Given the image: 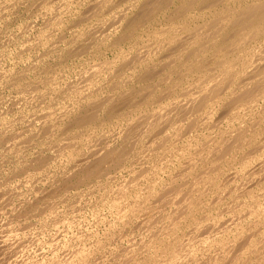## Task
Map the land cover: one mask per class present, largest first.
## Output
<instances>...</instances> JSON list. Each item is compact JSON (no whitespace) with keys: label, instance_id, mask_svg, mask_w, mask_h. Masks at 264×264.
Masks as SVG:
<instances>
[{"label":"bare ground","instance_id":"obj_1","mask_svg":"<svg viewBox=\"0 0 264 264\" xmlns=\"http://www.w3.org/2000/svg\"><path fill=\"white\" fill-rule=\"evenodd\" d=\"M4 1L0 0L2 35L7 26L2 22L4 15L19 4L38 10L42 21L33 36L19 33V37H11L14 43L21 39L16 56L26 55L32 64H26L27 69L22 72L16 71L14 65L0 66V88L14 87L13 92L24 97L20 106L10 99L12 106L16 102L17 110L0 107L1 161L7 156L16 159L15 170H23L24 182L31 185L40 168L50 163L43 154V159L28 158L26 151L38 141L45 145L44 151L47 146L53 149L51 159L58 169H68L64 182L61 180L63 185L60 182L61 186L55 187L62 178L57 177L52 189L48 185L49 192L43 193L49 190L47 187L43 192L38 188L42 195L38 199L32 195L36 202H30L29 195L36 193L30 192L29 202L24 196L30 204L22 199L21 206L15 205L13 197L21 194L17 181L24 173L17 175L18 187L11 183L16 186L14 189L1 180L0 187L4 184L7 195L3 203L0 201V210L10 205V212L9 207L4 209L10 221L24 224L22 219L29 215L31 218L34 211V219L45 215L41 220L52 218L56 224L65 208L76 217V207L84 195L79 194L78 204L73 206L66 202L67 195L63 193L84 186L85 195L94 203L91 207L107 204L111 214V219H99L105 224L101 235L93 230L84 233L89 239L85 244H68L66 239L74 240L73 233L70 238L62 237L68 250L61 249L66 252L64 258L61 255L63 260L57 261L58 256H53L50 262L264 264V0ZM86 1L89 4L81 10L79 7ZM25 24L18 30L28 28ZM62 27L68 34L60 32L59 43L53 33L58 36L55 32ZM54 39L57 42L52 45ZM8 41L0 40V63L4 62L1 59ZM46 45L53 47L51 55L55 58L80 59L86 53L93 57L80 61L82 68L72 69L78 77L66 78V73L59 75L65 69L60 70L58 63L52 61L55 65L49 69L42 66L40 56L28 54L32 48ZM109 51L112 57L98 56ZM44 53L48 54L45 50ZM11 57L10 61H15V55ZM89 60L91 63L87 64ZM31 72L32 77L28 76ZM14 111L19 114L11 115ZM103 128L109 129L112 136L106 138L108 133ZM4 162L7 166V160ZM126 169L130 177L120 175L125 180L119 183L116 174ZM9 173L6 175L14 180L16 176ZM16 188L18 192L12 191ZM75 192H71L72 196H78ZM62 204L64 209L60 210ZM224 214L228 215L226 220ZM95 220L98 219L94 217ZM75 221L73 218L67 222L74 226ZM46 222L49 225L50 219ZM80 235H76L78 241L83 236ZM5 238L0 240V264L8 263L11 257L18 258L26 250L22 249L24 242ZM120 239L124 240L121 245ZM113 242L118 244L113 247ZM23 256L20 258L24 261Z\"/></svg>","mask_w":264,"mask_h":264},{"label":"rangeland","instance_id":"obj_2","mask_svg":"<svg viewBox=\"0 0 264 264\" xmlns=\"http://www.w3.org/2000/svg\"><path fill=\"white\" fill-rule=\"evenodd\" d=\"M9 1H10V0H6V1H4V2H7V4H9ZM29 2H30V0H26V3H29ZM87 3L89 4V2L86 1V2L84 3V5H82V6L79 7V8H80L81 10H85L86 7H87L85 4H87ZM5 4H6V3H5ZM88 4H87V5H88ZM19 5H20V6H19ZM19 5H17L18 7L16 6L15 8H13V10L9 9V13H7L6 15H4V17H3L4 19H2V20H3L2 22L5 23L7 26H6V28L3 29V30H4L3 35L0 33V36H1V37H0V40H1V42L4 43V41H8V39H10V40H9V41H10V45H9V43H8L9 41H8L7 43L5 42V43L7 44V47H6V48H7V49L9 48V49H8V51H6L7 49H6V50H5V49L3 50V54H4V55L2 54V59H1V61H4L5 63H4V62L0 63V66H1V64H2V65L6 64V67H7V65H8V67H11V65H14V67H15L14 69H15L16 71L22 72L21 70H23V69L26 70V69H27L26 64H27L28 67H29V65L32 64V63H30V61L33 62V60L28 61L27 59H25V58H26V55H24V56H16V54H17V52H18L17 50H18V49H21V46L18 47L19 42H21V39H20L19 41H16V42H18V43H16V42L14 43V42H12L13 40H12L11 37H12L13 35H16L15 38H16V37H19V36H18L19 33H20V34H19L20 36H21V33H22V35H23V33H24V37H26L27 35H29V36H33L34 34H32V33H36V28L38 27V25H39V24L41 23V21H42V16H39V15H38V14L40 13L38 10H35V9H33V8H31V9L29 10V9H26L27 7L25 8V5H24V4H22V5L19 4ZM83 6H84V9H83ZM19 7H20L21 9H19ZM17 8H18L19 10H18ZM25 9H26V10H25ZM16 10H17V11H16ZM32 10H33V11L35 10L34 13H32V12H33ZM7 11H8V9H7ZM11 11L13 12V14H14V12L16 11V12H15L16 15L14 14L15 17H14V15L12 14ZM22 11H23V15H22V13H21ZM27 11H28V12H27ZM30 11H31V12H30ZM17 12H18L19 15L17 14ZM24 12L26 13V15L24 14ZM10 13H11V14H10ZM35 13H36V14H35ZM28 14H30L31 17H30V15L27 16ZM33 14H34V15H33ZM37 15L39 16V18H40V17H41V18H40V19L38 18V19L35 20V17H36V18L38 17ZM6 16H7V17H6ZM8 16H9V17H8ZM12 16H13L14 18H13ZM20 16H21V17H20ZM10 17H12V18H11V19H8V18H10ZM24 17H25V19H23ZM32 17H34V18L32 19ZM5 19H6V21H5ZM12 19H13V20H12ZM14 19H15V20H14ZM16 19H17V20H16ZM27 19H28V20H27ZM9 20H10V21H9ZM20 20H21V21H20ZM38 20H39V21H38ZM11 21H13L14 24H13ZM15 21H16V23H15ZM19 21H20V22H19ZM26 21H30L29 24H27L28 22H26ZM31 21H32V22H31ZM10 22L12 23V25L10 24ZM24 22L27 24L28 28H26V29H28L29 31H26V29L24 28V27H26V26L22 27V28H24V30L21 28L23 31H22L21 29L18 30V28H20L21 25L23 26V25L25 24ZM34 22H35V23H34ZM37 22H38V23H37ZM31 23H33V24H31ZM16 24H18V25H16ZM26 24H25V25H26ZM35 24H37V25H35ZM15 25L17 26L16 28H14ZM34 25H35V27H34ZM9 26H10V27H9ZM11 26H12L14 29H12ZM30 26H32V27H30ZM29 27H30L31 29H33V28H35V29H33V30L30 31V28H29ZM8 28H10V30H9ZM62 28H63V29H62ZM62 28H61L60 30L57 29L56 32H55L56 29L53 30V31L58 35V36H55L54 33H53V37L56 38V40H57V39H60L59 36L62 35L61 33L64 32V34H66V35L68 34V33L66 32V31H68V30L64 29V27H62ZM12 30H13L14 32H13ZM20 30H21V31H20ZM7 31H8V32H7ZM9 31H10V32H9ZM11 31H12V34H11ZM18 31H19V32H18ZM62 31H63V32H62ZM16 32H17V33H16ZM60 32H61V33H60ZM5 33H6V34L8 33L9 35H8V34L6 35ZM13 33H16V34H13ZM59 33H60V35H59ZM25 34H26V36H25ZM10 35H11V36H10ZM6 36H7V37H6ZM29 36H27V37H29ZM3 37L6 38V40H4V39L2 40ZM58 37H59V38H58ZM54 40H55V39H54ZM54 40H53V41H54ZM56 40L52 43V45H54L55 42L59 41V40H57V41H56ZM14 41H15V40H14ZM12 43H13V44H12ZM59 43H60V41H59ZM17 44H18V45H17ZM12 45H13V46H12ZM15 45H16V46H15ZM46 47H47V45H46V46H42V47L32 48V49L28 52V54H31V55H30L31 57H33V56H35V57H36V56H40V58H41L40 61L43 63L42 66H43V65H44V66H48L49 69H51V67H52L53 65H55V64L58 63V64H59V67H60V70L65 69V71L62 72V73L59 74V75H62V74H65V73H66L65 76L68 75L66 78H69V77H71V76H73V77H75V78L78 77V76H76L75 71H73L72 69L77 70L78 68H82V67H83L82 65H81V67H80V64L82 63V61H83V60H87V61H88V59H91L90 57H93V56L88 55V54L86 53V54L83 55V58H80V59H79V58L77 59V57H75V58L71 57V58H70V56H64L65 60H64L63 58H62V59H59V58H55L54 56H52V55H53V53H51V52H52L51 49L53 48L52 46H51V47L48 46V48H46ZM4 48H5V47H4ZM15 48H17V49H15ZM45 48H46V49H45ZM14 49L16 50L15 52H14ZM33 49H34V50H33ZM35 49H36V50H35ZM32 50H33V51H32ZM37 50H39V51H37ZM42 50H43V51H42ZM44 50H45V52H47L48 54L44 53ZM11 51H13V52H11ZM48 51H49V52H48ZM10 52H11V55H9ZM32 52H33V53H32ZM34 52H35V53H34ZM38 52H39L40 55H37ZM40 52H43V54L40 53ZM5 53H6V55H7V54H8V55L6 56ZM106 53H107L108 55H107ZM106 53L103 52L101 55H98V56H99L100 58L108 57V56H110V55H111L110 57L113 56V53L110 52V51H109V52H106ZM12 54H13V56L15 55V57H14V58H15V61H14V59H12L14 62H13V61H10V60H11L10 57L12 56ZM34 54H35V55H34ZM41 54H42V55H41ZM51 54H52V55H51ZM48 55H49L50 57H49ZM13 56H12L11 58H13ZM42 56H43L44 60H43ZM46 56H47V57H46ZM51 56L54 57V59H53V58L51 59ZM16 57H17V58H16ZM18 57H19V58H18ZM35 57H34V58H35ZM48 57H49V58H48ZM56 57H57V56H56ZM68 57H69L72 61H71ZM8 58H9V59H8ZM40 58H39V59H40ZM67 58H68V59H67ZM72 58H73V59H72ZM95 58H96V57H95ZM47 59H48V60H47ZM56 59H58V60H56ZM8 60H9V61H8ZM22 60H23L24 62H23ZM42 60H43V61H42ZM46 60H47V61H46ZM19 61H20V62H19ZM35 61H37V60H35ZM44 61H45V62H44ZM52 61H54L55 64H54ZM55 61H56V62H55ZM57 61H60V62H57ZM62 61H64V62H62ZM73 61H74V63H73ZM80 61H81V63L78 64ZM10 62H12V63H10ZM18 62H19V63H18ZM22 62H23V63H22ZM27 62H28V63H27ZM46 62H48V63L52 62V63L48 64V63H46ZM67 62H71V65H69L70 63H68V66H67ZM7 63H9L10 65L7 64ZM21 63H22V64H21ZM90 63H91V60H89V63L87 62V64H90ZM60 64H61V65H60ZM65 64H66V65H65ZM23 65H24V66H23ZM62 65H63V66H62ZM77 65H78V66H77ZM4 66H5V65H4ZM17 66H18V67H17ZM25 66H26V67H25ZM57 66H58V65H57ZM64 66H65V67H64ZM16 67H17V68H16ZM20 67H21V68H20ZM24 67H25V68H24ZM53 67H54V66H53ZM53 67H52V68H53ZM76 67H77V68H76ZM19 68H20V69H19ZM23 71H24V70H23ZM68 71H69V72H68ZM72 71L74 72L75 76L72 74V73H73ZM31 73H32V74H31ZM31 73H30V74L28 73V76L32 77V75H34L33 72H31ZM70 75H71V76H70ZM5 88H6V89H5ZM7 88H8V89H7ZM13 88H14V87H8V86H5V85H3V87L0 88V94H3V95H2V98H1V95H0V98H1V100H2V101H1L2 103L0 104V107L3 106L4 108H9L10 106H12L11 104H13V103H11V102H13V100H16V102H17V101L19 102V100H21L19 103L17 102V104H19V105L15 104L16 102L14 101V105H13L12 107H10V108H13V109L17 110V109H18L17 106H20V105L23 103V98H24L23 95H20L19 92H17V91L15 92V90H14V92H13ZM1 89H2V90H1ZM4 90H5V91H4ZM9 91H10V92H9ZM3 92H4V93H3ZM11 92H13L14 95H16V93H17V95H16L17 98H16V96H13V97H12L11 95H13V94H11ZM9 93H10V96H9ZM5 94H6V95H5ZM7 95H8V96H7ZM5 96L10 97V98L7 99V97H5ZM19 96H21V99H19V98H20ZM3 97H4V98H3ZM5 98H6L7 101H5ZM11 98H12V99H11ZM10 99L12 100L11 102H10ZM8 100H9V101H8ZM4 101H5L6 103H4ZM3 103H4V104H3ZM20 103H21V104H20ZM6 105H8V107H7ZM16 105H17V106H16ZM15 107H17V108H15ZM16 113L19 114V112H15V111H14V113H11V115L14 116ZM25 113H26L25 116L28 115L27 112H25ZM15 116H17V115H15ZM18 116H19V115H18ZM28 117H29V116H28ZM25 127H26V125H25ZM103 129L106 130V131L109 130V129H107V128H103ZM107 133H108V134H107ZM107 133H106V134H107V135H106V138L112 136V134H110V132L107 131ZM103 138H104V135H103ZM109 140H110V139H109ZM33 144H35V145H33ZM33 144L30 146L31 149L29 148L30 150H29V151H26V152H28V153H26V154L29 155L28 158L30 159V156H31V158H37V159L39 158V159H43L42 156L44 155V156H43L44 159H47L50 163L46 165V168L48 167L47 169H48L49 171H48L46 168H40V169H42V170H40L39 172H37V173L35 174V178H37V177H38V178L35 179V180H34L35 182H34V183H31V185H28V184H26V183L24 182V181H25V178H24L23 176H26V174L24 173L23 170H20V171H22V172H20V171L18 170L19 173L16 171L17 169L15 170V167H17V165L14 166L13 164H15L16 159H15V160H13L12 158L10 159L9 156H7L8 158H6V157H5V158H2V159H4V161L7 160L6 163L9 165V167H12V168H8V165L5 166V165H6L5 162L3 161V162H4V164H3V162L1 161V157H0V169H1V172H0V173H1V174H0V178H1V179H0V181H1V180H2V181L5 180L4 182L7 183V186H9L8 188H13V187H16V186L18 185V184L16 185L15 183H16V181L20 178V179H19L20 181H19V180L17 181V183H19V185H18L19 187H18V186H17V187H18V189L21 188V192L19 191L20 189L18 190L17 188H16L15 190H13V189H14V188H13L12 191H16V192L19 191L18 193L23 194V195H22L23 198H22V196H20L21 194L18 195V196H19L18 198L15 197V196H16V195H15V196L13 197V200L16 198V199H15L16 201L14 200L15 205L18 204V205L21 206L24 202H26L27 204H30V203H28V202H29V199H30V202L32 203V202L36 199V198H34V197H37V199H38V197H39L40 195H42L41 192L39 193V191H37L38 188L40 189V191L43 192V190H45L46 187H47V189H49V188H48V185H49L50 189H52V188L56 185L57 180H58L59 178H61V177H62V178L58 180V181H59V184H57L58 186H55V187H60V186H61L60 182H61L62 185H63V182H64V181H63V180H64L63 177L66 175V174H65V172L67 171L66 169H68L67 166H65L64 169H63V168H59V169L57 168V166L55 165V164H56V163H55V160L51 159V157H54V151H53V149H51V147H50V150H49V147L47 146L46 149H45V150L47 151V152H46V151H44L45 145H43V146L40 145V144L38 143V141H37L36 143H33ZM36 144H37V146H36ZM40 147H41V148H40ZM42 147H43V148H42ZM35 148H36L37 151H36V150L34 151ZM39 148H40L42 151H41ZM40 151H41V152H40ZM43 151H44V152H43ZM49 151H50V152H49ZM35 152H36V153H35ZM37 152H38L39 154H38ZM45 152H46V153H45ZM32 153H34V154H32ZM48 153H50V154H52V155L50 156V154H48ZM42 154H43V155H42ZM45 154H46V155H49L50 157H47ZM33 156H36V157H33ZM39 156H40V157H39ZM24 157H25V156H24ZM45 157H46V158H45ZM49 158H50V159H49ZM5 159H6V160H5ZM24 159H25V158H24ZM10 160H11V161H10ZM12 160H13L14 162H13ZM51 160H53L54 162L51 163V162H52ZM9 162H10V164H9ZM2 164H3V166H5V167H3ZM51 164H52V165H51ZM11 165H13V166H11ZM72 165H73V164H72ZM50 166H51L52 169L50 168ZM13 167H14V168H13ZM43 167H45V166H43ZM54 167H56V169H55ZM68 167L70 168L71 165L69 164ZM2 168H3V170H2ZM4 168H5V169H4ZM7 168L10 169V170H8ZM13 169H14L16 172H15ZM54 169H55V171H54ZM58 170H59V171H58ZM64 170H65V171H64ZM4 171H6L7 173L4 172ZM8 171H9L10 173H9ZM13 171H14V174H16V175H15L16 177L13 175ZM57 171L60 172V173H58ZM11 172H12V173H11ZM41 172H42L43 174H42ZM45 172H46L48 175H45V174H46ZM50 172H52V173H50ZM55 172H56V173H55ZM61 172H62V173H61ZM8 173H9L10 175L12 174V175L15 177V178L13 177L14 180L11 178L12 176H11V177H10V176H7ZM22 173H24V174L22 175ZM57 173H58V174H57ZM63 173H64V174H63ZM129 173H130V172L127 171V169H126V170L121 171L119 174H116V176H117L118 178L120 177V178L118 179V180H119V183L122 182L123 180H125V179L122 178V176H120V175H124L123 177H125V178L127 179L128 176L130 177V174H129ZM6 174H7V175H6ZM18 174H19V176H21V175H22V176L19 177V176H17ZM40 174H42L43 176L40 175ZM50 174H54V175H53L54 178H53V176H51ZM55 174H57V176H56ZM62 174H63V176H62ZM2 175H3V176H2ZM5 175H6V176H5ZM38 175H39L40 177H39ZM44 175H45L46 177H45ZM60 175H61V176H60ZM50 176H51V179H50ZM2 177H3L4 179H2ZM8 177H10V178H8ZM17 177H19V178L17 179ZM55 177H56V178H55ZM57 177H59V178H57ZM42 178H43V181H42ZM64 178H65V177H64ZM121 178H122V179H121ZM6 179H7V180H6ZM8 179H9V180H8ZM11 179H12V180H11ZM39 179H40L42 182L39 181ZM45 179H46L47 181H48V180H52L54 183H52V181H48V182H47ZM53 179H54V180H53ZM55 179H57V180H55ZM10 180H11V181H10ZM21 180H22V182H21ZM36 180H37L38 182H37ZM61 180H62L63 182H62ZM115 180H116V179H115ZM8 181H10V184H8V183H9ZM55 181H56V182H55ZM20 182H21V183H20ZM45 182H47L48 184H46ZM50 182H51V183H50ZM11 183H12V184L14 183V185H16V186L13 185V187H12V184H11ZM35 183H37L38 185L35 184ZM43 183H44V184H43ZM49 183H50L51 185H50ZM113 183H114V184H117L116 181L113 182ZM20 184H21V185H20ZM22 184H23V185H22ZM24 184H25V185H24ZM33 184H35V186H33V188H32V185H33ZM53 184H54V186H53ZM27 185H28V186H27ZM39 185H41V186H39ZM43 185H44V188H43ZM46 185H47V186H46ZM10 186H11V187H10ZM38 186H39V187H38ZM26 187H27V188L29 187V188H28L29 191L27 190ZM0 188H1V189H0V194H1V196H0V201H2L1 203H3V201H4V197H6V195H7V191L4 190V191H5V194L3 193V192H4L3 189L6 188V187H4V184H3V187L1 186ZM22 188H23V189H22ZM34 188H35V189H34ZM41 188H43V189L41 190ZM82 188H83V190H81ZM31 189H32V190H31ZM39 189H38V190H39ZM50 189H49V190H45L43 193L46 194V191L49 192ZM81 189L77 191L76 189L72 188V189H70L71 191H69V193H68V192H66V193L64 192V193H63V195H64V194L67 195L66 197H67L68 199L65 197L66 200H67L66 202H68V203L70 202L71 205L73 204V206H74V205L76 206V205L78 204L77 202H78V199H79L80 195L84 193L83 196H84L85 198L81 195V197H80V199H79V201H80L79 204H82V205H79V204H78L77 207H76V208H77V214H79V215L76 214V217H75L74 214H73L72 212H71L70 214H73V215H70L69 213H67V209H66V208H65V209L63 208L64 206H63V204H62V205H60V208H61L60 210H63V209H64V211H66V212H64L65 214H62L63 216H64V215H65V216L62 217V215H60V218H62V219H60V222H59V220H58V223H56V224H55V221H53L52 218H49V219H50V222H49L50 224H49V225H50L51 227H50L49 225H47L48 222H46V221H48L49 219L46 220V221H43L45 215H42V216H41V218H43L42 220H41L40 217H38L39 215L36 216V217H37L36 219H38V220L40 219L41 222H38V220L36 221V219H34V218H35L34 215H36L34 211H33L34 213L30 211V212H31V218H30V215H29V217L27 216L28 219H26V220L22 219L24 222H26V223L23 224L22 222H19V221L17 222V221H10V220H9V218H8L9 215L7 214V211H6V210L9 209L8 212H10V209H11V207H9L10 205L4 208V209H6V210L1 209V210H0V212H1V213H0V223H1V222H2V223L0 224V240H1V238H5V236H6L5 239H10V240H11V238H12V240H14V239H13V238H14L13 236H16L14 241H15V242L17 241V243H20V244L24 242V243L22 244V245H23V248H22V249H23V251L26 249L24 252H22V253L24 254V256H23V254L21 255V253H20V256H23V257H24V261L22 260V259H23L22 257L20 258V256H19V257L17 258L16 256H14V257H16V258L11 257V259H12V258H13V259H12V260H9L8 263H5V264H9V262L11 263L13 260H14V261H13V263H11V264H14V263H18V264H20L21 260H22V262H21L22 264H32L31 261H34V260H35L34 262H35L36 264H43V262H44V264H52V263L55 264L56 262H54V261H53V262H52V261L50 262V260L53 258V256H58V257H57V261H58L59 259H62V256H61V255H63V258H64V256H65L64 253H66L67 250H68L66 247H64V245H65L64 243H66V241H65L64 239L68 238V237L70 236V234L73 233V234L71 235V237L74 238L75 243H73L74 240L71 239L70 237H69L70 239H66V240H68L67 243L69 244V242H70V244H71V243H72V244H75V247H77L79 244H82V241H83L84 244L87 243V240L89 241L88 237H86V235H85V234H87L89 231H92V230H93V231H97L98 234L100 233V235H101V233L103 232L102 230H104V226H105V224H104V226H103V225H102V224H103V221H100V220L111 219V214H110L109 211H108L107 204H104V203L101 204V203H99V204H97V205L91 207L92 205H94V203L92 204V203H91L92 201L90 202L91 199H89V198H90V197H88L89 195H87V196L85 195V190H84L85 187L82 186ZM1 190H2V191H1ZM23 190L28 191V193H27L26 191L24 192ZM72 190H73V191H72ZM34 191H35L38 195H37L36 193H34V194H30V195H29L30 192L33 193ZM75 191L78 192V196H76V195H73V196H72L71 192L73 193V192H75ZM79 191H81V192H79ZM22 192H24V193H22ZM76 192H75V193H76ZM82 192H83V193H82ZM61 193H62V192H61ZM67 193H68V194H67ZM75 193H74V194H75ZM76 194H77V193H76ZM79 194H80V195H79ZM2 195H3V198H2ZM25 195H26V196H25ZM27 195H29L30 198H29V196H27ZM32 195H34V197H33ZM35 195H37V196H35ZM68 195H69V196H68ZM24 196H25V198H27V197L29 198V199L27 198V199H28V200H27L28 202L26 201V199L24 198ZM71 196H72V197H71ZM74 196H75V197H74ZM31 197H32V198H31ZM69 197H70V198H69ZM33 198H34V199H33ZM72 198H73V199H72ZM74 198H77V201H75ZM83 198H84V199H83ZM18 199H20V200L18 201ZM22 199H25V201L22 200ZM37 199H36V200H37ZM82 199H83V200H85V199L88 200L87 202H86V200H85L86 204H84L85 202H84ZM13 200H12V202H11L12 204H13ZM21 200H22V201H21ZM23 201H24V202H23ZM73 201H75V202H73ZM21 202H22V203H21ZM34 202H36V201H34ZM88 202H89L90 204H88ZM1 203H0V205H1ZM19 203H20V204H19ZM26 203H25V204H26ZM76 203H77V204H76ZM100 204H101V205H100ZM13 205H14V204H13ZM69 205H70V204H69ZM88 205H90V206H88ZM80 206H81V207H80ZM87 206H88L89 208H88ZM103 206H104L105 208H103ZM8 207H9V208H8ZM70 207H71V206H69V208H70ZM95 207L98 208V209L96 210V211H98V212L94 211V210L96 209ZM7 208H8V209H7ZM79 208H80V209H79ZM90 208H92V210H89ZM94 208H95V209H94ZM30 209H31V208H30ZM93 209H94V210H93ZM100 209H101V210H100ZM2 210H4V211H2ZM79 210H80V211H79ZM5 211H6L7 216L5 215ZM85 211H86V212H85ZM90 211H92V213H91ZM93 211H94V212H93ZM102 211L105 212V214H103ZM78 212H79V213H78ZM82 212H83V213H82ZM87 213H88V214H87ZM94 213H95L96 215H95ZM101 213H102V214H101ZM33 214H34V215H33ZM66 214H68V216H67ZM83 214H84V215H83ZM91 214H92L93 216H92ZM224 215H225V218H224V216H223V219L226 220V218H227L228 215H227V216H226V214H224ZM32 216H33V217H32ZM70 216H73V217H71V219H70ZM105 216H106V217H105ZM5 217H7V218H5ZM66 217H68L69 219H67ZM87 217H88V218H87ZM94 217H95V219H98V220H95V221H94ZM29 218L32 219V222H33V223L30 221L32 224L29 222V220H30ZM64 218H65V219H64ZM73 218H76L75 223H76V222H77V223L74 224V226H73V224H72V226H71L67 221H68V220H69V221H70V220H73ZM83 218H84V219H83ZM228 218H229V217H228ZM5 219H6V220H5ZM7 219H8V221H7ZM33 219H34L35 221H34ZM82 219H83L84 221H83ZM99 219H100V220H99ZM74 220H75V219H74ZM6 221H7V222H6ZM9 221H10V223H9ZM42 221H43V222H42ZM11 222H12V223H11ZM34 222H35L37 225L34 224ZM45 222L47 223L46 225L44 224ZM53 222H54V223H53ZM89 222H90V223H89ZM93 222H96L95 225L93 224ZM97 222H99V223H97ZM3 223H4V226H3ZM14 223H15V224H14ZM21 223H22V224H21ZM39 223H40V225H39ZM41 223H42L43 225H45V226H41V225H42ZM52 223H53V224H52ZM78 223H79V224H78ZM104 223H105V221H104ZM6 224H7L8 226H7ZM9 224H10V225H9ZM12 224H13V225H12ZM25 224H26L27 226H26ZM33 224H34L35 226H34ZM89 224H91L92 226L89 225ZM99 224H100V225H99ZM21 225H22V226H21ZM24 225H25L26 227H25ZM29 225H30V227H28ZM31 225H32V226H31ZM55 225H56V226H55ZM69 225H70V226H69ZM17 226H18V228H17ZM47 226H48V227H47ZM68 226H69V227H68ZM78 226H79V227H78ZM85 226H86L87 229L85 228ZM96 226H97V227H96ZM3 227H6V228H3ZM36 227H37V228H36ZM71 227H72V229H70ZM91 227H92V228H91ZM93 227H96L97 229L94 228V229H95V230H94ZM99 227H100V228H99ZM14 228H15V229H14ZM23 228H24V229H23ZM28 228H29V229H28ZM46 228H47V229H46ZM56 228H57V229H56ZM90 228H91V229H90ZM31 229H32L33 231H32ZM40 229H41V230H40ZM52 229H53V230H52ZM54 229H56L57 232H56V230H54ZM62 229H65V230L63 231ZM73 229H74V230H73ZM79 229H80V230H79ZM84 229H85V230H84ZM16 230H17L18 232H17ZM19 230H20V231H19ZM30 230H31V231H30ZM34 230H35L37 233H36ZM48 230H49V231H48ZM70 230H71L72 232H71ZM88 230H89V231H88ZM129 230H130V228H129ZM7 231H8V232H7ZM14 231H15V232H14ZM29 231H30V232H29ZM41 231H42L43 234L41 233ZM67 231H68L69 234H68V233H65V232H67ZM100 231H101V232H100ZM16 232H17V233H16ZM23 232L27 233L28 235H27V234H23ZM49 232H50V233H49ZM63 232H64V233H63ZM7 233L10 235L9 238H8L9 235H8ZM13 233H14V234H13ZM53 233H55V234H53ZM81 233H82L83 236H85V238H84L82 235H80V236H82V237L79 238V241H80L82 238H84V239H82V240L79 242V241H78V236H76V235H79V234H81ZM84 233H85V234H84ZM128 233H129V232H128ZM3 234H5L4 237L1 236V235H3ZM21 234H22V236H21ZM67 234H68V236H67ZM98 234H97V236H100V235H98ZM18 235H19V237H20V240H18V239H19ZM23 235H24V236H23ZM73 235H74L76 238H75ZM125 235H126V233H125ZM133 235H134V233H133ZM50 236H51V238H50ZM58 236H59V237H58ZM97 236H96V238H97ZM135 236H138L137 233H135ZM17 237H18V238H17ZM22 237H23V239H22ZM28 237H29V238H28ZM42 237H43V238H42ZM62 237H64V239H62ZM26 238H27V239H26ZM30 238H31V239H30ZM36 238H37L38 240H40V241L38 242V240H37ZM52 238H53V240H54L55 242L52 240ZM56 238H57V239H56ZM25 239H26L27 241H26ZM55 239H56V240H55ZM33 240H34V241H33ZM51 240H52V241H51ZM72 240H73V241H72ZM85 240H86V242H85ZM121 240H122V239L119 240V243L121 242L120 245L124 243V240H122L123 243H122ZM61 241H62V242L65 241V242L62 243ZM71 241H72V242H71ZM77 241H78V243H77ZM45 242H46V243H45ZM57 242H58V243H57ZM27 243H29V244H27ZM47 243H48V244H47ZM59 243H60V244H59ZM61 243H62V244H61ZM56 244H57L58 246H60V247H58ZM72 244H71V246L73 247L74 245H72ZM77 244H78V245H77ZM116 244H118V242H116V243L113 242V247H114V245L116 246ZM27 245H28V247H27ZM24 246H25V248H24ZM55 246H56V248H55ZM41 248H42V249H41ZM48 248H49V249H48ZM51 248H52L53 250H52ZM57 248H58L59 251H57ZM64 248H65V249H64ZM45 249H46V250H45ZM61 249H62L63 251H66V252H63ZM44 250H45V251H44ZM26 251H27L28 253H26ZM36 251H37V252H36ZM38 251H39V252H38ZM47 251H48V252H47ZM61 251H62V253H61ZM34 252H35L36 254H35ZM52 252H53V253H52ZM54 252H55V253H54ZM56 252L58 253L57 255H55ZM25 253H26V254H29V255L27 256V255H25ZM41 253H42V255H40ZM43 253H44V254H43ZM35 255H36V256H35ZM39 255H40V256H39ZM46 255H47V256H46ZM25 256H27V260H29V263H28V261L25 259ZM59 256H60V257H59ZM98 256H100V254H98ZM48 257H49V258H48ZM15 259H16V260H15ZM19 259H20V262H19ZM33 259H34V260H33ZM36 259H37V260H36ZM38 259H40V260H38ZM42 259H44V261H43ZM98 259L100 260L101 258H98ZM45 260H47V261H45ZM62 260H63V259H62ZM99 260H98V261H99ZM16 261H18V262H16ZM36 261H37V262H36ZM38 261H39V262H38ZM30 262H31V263H30ZM34 262H33V263H34ZM49 262H50V263H49ZM59 262H61V261H59ZM62 262H63V261H62ZM35 263H34V264H35ZM65 263H66V262H63V264H65ZM56 264H57V263H56Z\"/></svg>","mask_w":264,"mask_h":264}]
</instances>
